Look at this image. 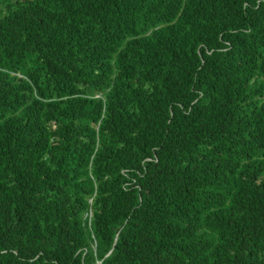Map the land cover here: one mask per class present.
<instances>
[{"label": "trees", "instance_id": "16d2710c", "mask_svg": "<svg viewBox=\"0 0 264 264\" xmlns=\"http://www.w3.org/2000/svg\"><path fill=\"white\" fill-rule=\"evenodd\" d=\"M0 264H264V0H0Z\"/></svg>", "mask_w": 264, "mask_h": 264}]
</instances>
